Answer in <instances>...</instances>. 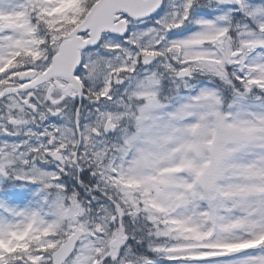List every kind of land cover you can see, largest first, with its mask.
<instances>
[{"label": "snow or ice", "instance_id": "obj_1", "mask_svg": "<svg viewBox=\"0 0 264 264\" xmlns=\"http://www.w3.org/2000/svg\"><path fill=\"white\" fill-rule=\"evenodd\" d=\"M0 264H264V0H0Z\"/></svg>", "mask_w": 264, "mask_h": 264}]
</instances>
